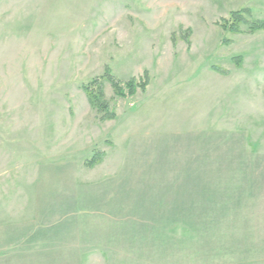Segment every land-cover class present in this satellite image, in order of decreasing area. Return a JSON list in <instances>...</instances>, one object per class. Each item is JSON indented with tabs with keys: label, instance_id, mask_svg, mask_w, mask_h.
<instances>
[{
	"label": "rangeland",
	"instance_id": "obj_1",
	"mask_svg": "<svg viewBox=\"0 0 264 264\" xmlns=\"http://www.w3.org/2000/svg\"><path fill=\"white\" fill-rule=\"evenodd\" d=\"M241 8L264 20V0H0V264H264V29L219 25ZM106 66L149 83L104 81L101 121L81 85Z\"/></svg>",
	"mask_w": 264,
	"mask_h": 264
},
{
	"label": "trees",
	"instance_id": "obj_2",
	"mask_svg": "<svg viewBox=\"0 0 264 264\" xmlns=\"http://www.w3.org/2000/svg\"><path fill=\"white\" fill-rule=\"evenodd\" d=\"M219 25L224 31H229L230 33L242 32L243 29L241 26H245L248 32H254L264 29V20L252 18L248 8H241L230 11L228 17L222 19ZM104 81L110 84L115 96L126 97L133 95L137 89L141 91L145 90V87L149 83V76L147 72L144 71L141 76L130 77L122 81L116 78L111 73V69L106 66L101 76L92 78L86 83H83L81 88L87 97L88 103L99 114V119L101 121L115 118V113L110 109L109 103L104 97ZM103 154V152L95 153L88 161V164L93 165L94 162H98Z\"/></svg>",
	"mask_w": 264,
	"mask_h": 264
},
{
	"label": "crops",
	"instance_id": "obj_3",
	"mask_svg": "<svg viewBox=\"0 0 264 264\" xmlns=\"http://www.w3.org/2000/svg\"><path fill=\"white\" fill-rule=\"evenodd\" d=\"M10 256H12V255H10Z\"/></svg>",
	"mask_w": 264,
	"mask_h": 264
}]
</instances>
